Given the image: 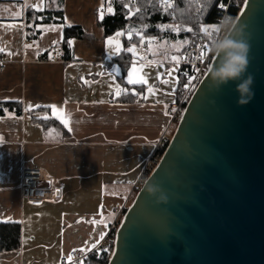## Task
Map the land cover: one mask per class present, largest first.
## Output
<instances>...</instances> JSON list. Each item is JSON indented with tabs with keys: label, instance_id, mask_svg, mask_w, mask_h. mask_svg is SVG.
Returning <instances> with one entry per match:
<instances>
[{
	"label": "crops",
	"instance_id": "1",
	"mask_svg": "<svg viewBox=\"0 0 264 264\" xmlns=\"http://www.w3.org/2000/svg\"><path fill=\"white\" fill-rule=\"evenodd\" d=\"M111 1L0 0V103L23 108L0 117V223L21 229L19 249L0 253V264H63L71 252L103 245L180 98L183 48L143 38L142 55L128 52L136 47L131 33L105 36L99 25ZM51 11L61 17L35 16ZM63 25L90 37L68 42V60L57 48ZM38 53L57 60L40 62ZM129 71L146 83L129 85ZM22 167L43 170L60 196L41 205L22 200Z\"/></svg>",
	"mask_w": 264,
	"mask_h": 264
},
{
	"label": "water",
	"instance_id": "2",
	"mask_svg": "<svg viewBox=\"0 0 264 264\" xmlns=\"http://www.w3.org/2000/svg\"><path fill=\"white\" fill-rule=\"evenodd\" d=\"M233 21L248 34L252 99L238 106L234 84L211 89L214 55L122 215L107 264H264V0H244Z\"/></svg>",
	"mask_w": 264,
	"mask_h": 264
},
{
	"label": "trees",
	"instance_id": "3",
	"mask_svg": "<svg viewBox=\"0 0 264 264\" xmlns=\"http://www.w3.org/2000/svg\"><path fill=\"white\" fill-rule=\"evenodd\" d=\"M104 1V0H103ZM228 0H112L109 11L99 25L103 28L105 36L115 31L122 30L125 34L131 33L130 43L139 45L140 38L150 40L161 35L162 26L174 25L179 28L177 35L186 45L182 53L189 47L194 46L198 40L206 39L204 28H211L220 17L218 5L226 4ZM244 0H232V14L236 15ZM171 4L172 7H167ZM31 15V13H29ZM36 17L42 16V20H49L61 17V11L37 13ZM57 22V21H55ZM36 35V34H34ZM63 40L58 50L62 57L68 60L66 45L70 40H90L82 28L77 26L62 27ZM170 39L174 36L169 33ZM140 36V37H138ZM128 45L125 40L124 47ZM185 82L184 73L180 75L179 84ZM179 99V98H178ZM23 108L17 102L0 103V117L7 113L22 115ZM43 122V121H41ZM54 124L62 130L61 125ZM50 126V125H49ZM138 191V190H137ZM136 191V192H137ZM136 192L133 194V200ZM130 201V203H131ZM126 209H124L123 214ZM120 221V220H119ZM21 229L18 223H0V253L14 251L20 247ZM114 233H109L106 241L99 248L89 253L82 264H107L113 247Z\"/></svg>",
	"mask_w": 264,
	"mask_h": 264
},
{
	"label": "built area",
	"instance_id": "4",
	"mask_svg": "<svg viewBox=\"0 0 264 264\" xmlns=\"http://www.w3.org/2000/svg\"><path fill=\"white\" fill-rule=\"evenodd\" d=\"M232 8V0H228L226 4L218 5L220 17L215 22V24L205 32L209 40L207 41L206 39H200L194 46L189 47L182 53L177 65L186 68L187 74L186 83L178 91L180 98L178 101L172 104L167 127L158 139L157 143L154 144L148 161L146 162L138 179L131 187V193L128 195L124 203L117 207L118 212L116 221L110 225L108 235L111 232H115L119 224V220L123 215V211L130 204L133 194L139 190L146 177L159 161V158L165 150L169 139L172 136L175 127L183 113L186 103L188 102L198 83L203 78L214 56V54L211 52L212 49H210V43L215 37L221 34L220 29L222 19L226 16H230L234 20L236 16L232 14ZM72 48L73 46L71 44L66 45V51H70ZM134 49L137 55H142L147 49V43L145 41H141ZM201 52H204L203 59H200ZM36 58L40 62H51L57 60V55L55 53H38ZM3 69L4 65L0 55V71ZM49 182L50 181L46 177L43 170L39 168L22 167L19 185L20 198L27 201L31 205H41L44 202L57 199L60 196V190L57 187H50L49 185L46 186V183ZM87 255L88 254L77 251L71 252L69 253L66 262L63 264H82Z\"/></svg>",
	"mask_w": 264,
	"mask_h": 264
},
{
	"label": "clouds",
	"instance_id": "5",
	"mask_svg": "<svg viewBox=\"0 0 264 264\" xmlns=\"http://www.w3.org/2000/svg\"><path fill=\"white\" fill-rule=\"evenodd\" d=\"M220 31L221 34L210 43L211 52L218 58L216 64L211 65L208 70L210 86L213 91L218 92L221 88L234 84L236 103L238 106H244L254 95V77L250 73L245 75L249 64L248 34L245 32V26L238 28L230 16L222 19ZM147 191L155 196L159 189L149 185ZM163 201L165 197L160 196L158 202Z\"/></svg>",
	"mask_w": 264,
	"mask_h": 264
},
{
	"label": "rangeland",
	"instance_id": "6",
	"mask_svg": "<svg viewBox=\"0 0 264 264\" xmlns=\"http://www.w3.org/2000/svg\"><path fill=\"white\" fill-rule=\"evenodd\" d=\"M161 29H162V32H163L161 35H159L156 38H151L150 40L148 39L147 41L153 42L155 39H157V40L160 39V41L166 42L165 46L169 50L173 49L175 51H177L179 49L181 50V48H183L186 45L187 40L185 42V41L177 40L178 38L177 39L175 38L179 34V28L177 26L166 25V26H162ZM209 29L210 28H208V29L204 28V31L206 32ZM169 33H171V35L174 36L173 39H170ZM181 42H183V43H181Z\"/></svg>",
	"mask_w": 264,
	"mask_h": 264
},
{
	"label": "snow or ice",
	"instance_id": "7",
	"mask_svg": "<svg viewBox=\"0 0 264 264\" xmlns=\"http://www.w3.org/2000/svg\"><path fill=\"white\" fill-rule=\"evenodd\" d=\"M167 7H172V5H171V4H167ZM109 11H111V9H109ZM101 18H102V17H101ZM120 34H121V33H117V35H120ZM141 40L143 41V38H141ZM69 43H71V42H69ZM0 51H2V49H0ZM127 51H128V52H131L133 55H135V49H134V48L130 47V48L127 49ZM203 57H204V52H201V53H200V59H203ZM171 59L174 60V61H176V60H177V57L173 56ZM114 71H115V70H114ZM128 77H129V78H128V80H127V83H128L129 85L145 84V83H146V81L143 80V79H133V78H132V77H133V72H132V71H129V73H128ZM149 91H151V89H149ZM117 94H119V93H117ZM133 94H135V93H133ZM37 107H38V106H37ZM49 107L52 108L53 112H56V106L51 105V106H49ZM62 123H64V126H65L66 128L68 127V123H67V121L62 120ZM92 223H95V221H93Z\"/></svg>",
	"mask_w": 264,
	"mask_h": 264
}]
</instances>
